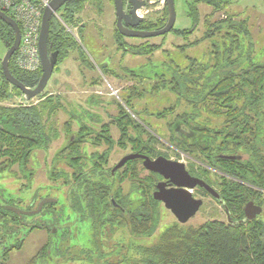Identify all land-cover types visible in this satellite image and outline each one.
Segmentation results:
<instances>
[{"label":"trees","instance_id":"obj_1","mask_svg":"<svg viewBox=\"0 0 264 264\" xmlns=\"http://www.w3.org/2000/svg\"><path fill=\"white\" fill-rule=\"evenodd\" d=\"M86 1L69 0L65 5L68 9L67 15H54L50 20L47 47L49 52H59L60 62L68 57L71 50L76 49L75 39L66 31L64 25L79 26L74 14L84 8ZM199 4L209 6L214 12L226 10L228 7V3L221 0H192L188 6L191 28L179 30L173 27L170 33L183 38L191 35L200 23L197 10ZM210 16L203 18L202 37L179 48L196 46L208 40L210 56L215 59V49L219 46L211 43V40L218 36L222 41V61L215 60L212 63L209 59L200 61L188 58L184 66L170 62L169 68L164 69L166 72L157 74V83L153 85V90L166 89L175 96V103L165 110L167 113L175 112L179 106L186 108L169 123L170 142L175 143L176 135L172 127L176 121L193 136V141L179 150L200 163L220 170L218 172L225 176L218 178L222 182L218 194L232 222L225 224L211 221L198 227H184L179 224L168 226L158 236L155 244L137 248L139 256L133 264H264V220L257 217L247 221L244 216V207L248 201H253L260 207L264 206V50L263 59L255 60L254 45L248 39L250 32L246 27V20H240L238 25H233L231 16L220 23L211 21ZM166 17L167 15H163L153 24L144 21L140 29H161ZM13 40L12 29L0 20V41L9 49ZM114 40L117 49L127 50L122 43L123 37L117 30ZM161 48V44L143 43L137 54L150 56ZM15 56L16 53L8 65L11 75L24 86L34 87L40 79L41 69L35 72L19 70L14 64ZM224 62L228 70L222 66ZM10 90L16 96H21L18 89L5 81L0 65V102L9 99ZM127 98L129 100L123 101L126 107H130L131 97ZM59 108V101L54 96L46 97L38 105L30 107L5 109L0 106V124L5 122L15 129L24 128L29 136L36 138L35 145L39 147L58 137L52 120ZM118 109L119 119L127 122L120 124L116 120V127L120 132L117 141L112 139L108 125H101L99 133L73 119L78 128L76 133L71 134L73 139H68V151L78 152L83 139L94 133L95 146L104 144L107 148L101 154L88 156L93 169L106 165L108 153L113 146L117 144L124 147L128 141L133 144V152L147 156L160 155L155 150L158 140L147 134L125 111L124 106L119 105ZM163 115V112L159 114L160 117ZM127 127L139 131V134L143 132L147 138L130 137ZM63 129L66 134L72 132L71 121H67ZM226 156L234 159L224 158ZM137 162L138 160H134L127 166ZM73 172V183H69L72 185L67 208L80 214L82 210H88L92 223L91 234L94 236L93 249L80 251L84 257L93 258L105 250V243L116 231L114 226L125 227L135 237H150L155 232L161 205L151 196L154 182L150 175L143 179L139 177L138 171H120L114 176L109 171ZM191 173L198 174L199 178L212 186L208 178L210 171ZM125 179L142 194L127 200L122 195L121 187ZM113 204L120 206L124 212ZM117 264L125 263L120 261Z\"/></svg>","mask_w":264,"mask_h":264},{"label":"rangeland","instance_id":"obj_2","mask_svg":"<svg viewBox=\"0 0 264 264\" xmlns=\"http://www.w3.org/2000/svg\"><path fill=\"white\" fill-rule=\"evenodd\" d=\"M221 1L228 3L226 10L214 12L212 8L205 4L197 6L200 23L187 38L175 36L172 33H168L164 37L149 39L123 38L122 43L124 48L127 49L126 51L117 49L113 35L115 32L113 25L115 11L113 5L110 2L108 3L107 0H100L101 10L99 14L86 15L83 12L81 13L85 23L83 28L80 25L79 27L70 26L76 42V49L71 51L69 57L54 69L43 92L45 95H54L60 104L57 120H52L58 131V139L49 146V150H30L27 161V169L29 171L35 169L33 170L34 186L42 182L45 186L44 194L46 196L59 198L60 204L55 208H52V206L46 208L50 212L54 209L56 212L58 211L59 221H53L54 219L51 221L50 217L46 216V225L41 229L29 230L22 243L16 242L15 239L5 242L6 246L11 243V247L9 248L10 251L7 252V259L4 260V264H117L120 261L125 264H133L138 260L137 248L149 247L155 244L158 236L168 226L179 224L184 227H198L211 221L228 224L227 215L222 205L202 191H193V196L201 199L203 205L187 223H178L170 212L161 207L159 222L155 232L150 237L131 236L125 227L114 226L116 231L112 235L110 234L113 239L111 238L105 243V250L100 255L87 258L80 251L93 249L94 236L91 234L92 223L88 210H82L83 212L80 214L67 208V199L72 185L69 183H73V171L84 173L93 169L88 156L97 155L96 153L101 154L107 148L104 144L95 146V134L92 133L83 139L84 142L79 145L78 152H69L67 149L68 139L72 138L71 134L76 133L78 128L73 119L81 121L99 133L101 125H108L112 139L117 141L120 138V132L116 127V123L123 124L127 122V120L119 119V105L124 106L125 111L147 134L158 140L159 143L155 146V150L161 153L160 155H165L171 160L182 162L185 165L191 164L209 169L211 174L208 175V178L211 187L219 192V186L222 182L218 178L224 175L218 172L220 170L200 163L179 150L184 149L185 145H189L193 141V136L176 121H174L172 127L176 135L175 143L170 142L169 123L175 120V116L186 108L179 106L180 108L175 112L167 113L165 110H168L175 103V96L166 89L157 91L153 90V87L157 83V74L163 71L166 72L170 62L184 66L187 64L188 58L200 61H208L209 59V62L212 63L215 60L222 61V47L220 46L222 41L218 36L211 40V43L213 42L219 46L215 49L217 51L215 52V59L210 56V41L208 40L196 46L179 48L202 37L204 32L202 23L206 15H211V21L215 23L228 19V16L232 17L233 25H238L240 20H246V27L250 32L248 39L254 45L255 60L263 59L264 0ZM89 2L94 3V0H89ZM191 2L192 0H173L176 15L175 29L191 28L192 20L188 17V6ZM88 5L91 7V3H88ZM141 14H144V12ZM163 15H166V13L161 9V5H157L149 9L147 15L140 16L147 24H153ZM143 43L161 44L162 48L150 56H140L137 53H139L140 45ZM6 51L7 49L0 41V62ZM231 56L234 58L232 54ZM80 59L83 61L82 63ZM245 60L246 58H244ZM222 66L226 67V70L229 69L225 62ZM10 91L9 99L0 102L2 105L19 106L23 103L21 97L16 96L12 90ZM127 96L131 97L130 107H126L123 101L129 100ZM37 99L38 97L34 98L31 103ZM162 112L164 115L160 117L159 114ZM67 121H71L72 131L68 134L63 129V125ZM126 131L130 137L142 136L143 139L147 138L142 131V134H139V131L135 130V132L132 127H127ZM20 134L21 131L14 132L10 127H6L4 130L0 128V166H7L11 169V171H7L6 179L8 178L9 188L15 189L12 195H9L13 199L20 197L19 183L15 181L16 178L19 179V176L17 177L15 173L19 165L17 163L23 156L22 143L15 138ZM132 152L133 144L131 142H126L124 147H119L116 144L108 153L106 165L97 166L93 171H109L123 156ZM45 162L46 165H44ZM135 165L140 167L137 163ZM138 175L144 179L148 174L146 171H138ZM54 186L59 187V190L53 188ZM121 187L122 195H125L127 200L133 199L135 195L140 196L142 194L137 191V188H133L127 179L122 182ZM32 193L31 190L30 194L32 195ZM9 196H6V198ZM31 197L29 196V201ZM261 208L262 212L258 219L264 220V206H261ZM50 212H47V215ZM53 226L58 231L56 234L51 233ZM107 227L109 228L110 225Z\"/></svg>","mask_w":264,"mask_h":264},{"label":"water","instance_id":"obj_3","mask_svg":"<svg viewBox=\"0 0 264 264\" xmlns=\"http://www.w3.org/2000/svg\"><path fill=\"white\" fill-rule=\"evenodd\" d=\"M68 0H50L48 5L44 8L41 18L40 33L38 39V51L41 61V76L37 84L32 87H26L15 79L9 71V61L17 51L20 40L21 30L18 23L10 16L0 11V20L6 23L14 33L13 44L7 49L4 57L1 60V71L5 81L12 87L18 89L26 100H31L44 92V89L53 73L54 67L57 63L58 52L48 51V36H49V23L52 17L56 14ZM168 9V16L165 25L158 30H134L138 27L143 17L137 15V11L144 9L146 0H127L130 6L129 11L124 10L123 0H113L116 16V28L120 35L126 38L149 39L153 37L164 36L171 32L175 24V10L173 0H163ZM226 159H234L232 156L224 157ZM141 159L142 165L149 172L160 175L166 183L172 185L171 189H166V183H158L157 191L154 193L153 198L162 203L166 210H169L180 224L187 223L202 206L201 199H195L191 190L195 187L203 188L215 200H219L218 193L206 184L204 181L191 176L184 169V165L177 162H171L163 157L156 160H150L148 157L141 154H131L123 157L115 166V169L121 168L125 162ZM177 169L176 171H169ZM262 212V208L255 205L253 202H248L244 207L245 220L251 221L256 219Z\"/></svg>","mask_w":264,"mask_h":264},{"label":"flooded vegetation","instance_id":"obj_4","mask_svg":"<svg viewBox=\"0 0 264 264\" xmlns=\"http://www.w3.org/2000/svg\"><path fill=\"white\" fill-rule=\"evenodd\" d=\"M95 1H97V2H95ZM123 1H124V10H125V12H127V11H129L130 6L128 5L127 0H123ZM67 2L60 9H58V11L56 12L55 15H67L68 9L65 6L67 4ZM109 2L114 7L113 0H109ZM87 3H91V5H93L95 7V8L89 7V5H88V15L99 14V11L101 10L100 0H94L95 4L92 2H89V0H87L85 5ZM157 5H161V9L164 10L166 15L168 16V9H167L166 4L163 2V0H146L145 8L138 10L137 15H147L149 13V9H151ZM91 9H95V10L97 9L98 12L95 11V14H94L91 12ZM82 10L78 11L74 15H81ZM114 11H115V8H114ZM142 12H144V14H141ZM143 22H144V19H143L142 23ZM141 24L138 27H134L133 29L134 30H141L140 29ZM114 27H115L114 29L117 30V28H116V16H115V21H114ZM114 33H113V35H114ZM122 37L126 38L124 36H122ZM130 39H137V38H130ZM71 51H73V50H71ZM53 52H55V51H53ZM69 54H68V56H69ZM67 58H65V59H67ZM58 59H59V52H58L57 63L55 65L54 69L57 68L65 60L64 59L60 62ZM82 62L83 61L81 60V63ZM44 91H45V89H44ZM49 96H54V95H52V94H46L45 95L43 93V94L37 96L38 99L35 102L31 103V100H33L34 98L31 100H26L25 97L23 96V94L21 93L20 97L22 98L23 103H21L19 106H5V105H2L1 103H0V106H2L5 109L35 106V105H38V103L40 101L44 100L46 97H49ZM37 97H35V98H37ZM59 110H60V108L56 111V114L54 116V120H57V115H58ZM0 126H2V127H0L1 130H4V128H6V127H10L14 132L21 131V134L18 136H15V138L19 139V141L22 143V152H23V156H21L19 163H17V164H19L17 166L18 168L15 171L17 177L19 176V179L16 178L15 181L17 183H19L18 188H19L20 197H16L15 199H13L11 196H9V195H12L13 191L15 190L13 188L12 189L9 188L10 186H9L8 178L6 179V177L8 175L7 171H11V169H9L7 166L6 167L0 166V264H4V260L6 261V259H7V252L10 251L9 248L11 247V243H9V246H6L5 242H10L12 239H15L16 242L19 241L22 243L24 240V237L27 236L29 230L41 229L43 226L46 225V221H45L46 216H49L51 221L53 219H54L53 221H59V216H58L59 212L58 211L56 212L55 209L52 210V212H50V210H46V208L51 207V206H52V208H55V206L60 204V200H59V198H56L54 196H48V195L46 196L44 194L45 186L42 184V182L41 183L39 182L34 186L33 170H35V169H32L31 171H29L27 169L28 156H29V152H31L30 150H35V149L43 150V151H45L46 149L49 150V146L54 141H56L58 139V137L56 139L48 141V143L46 145L43 144L39 147H36V145H35L36 138L34 139L31 136H29L27 131L24 128L23 129H20V128L15 129L11 125L6 124L5 122H2V124ZM56 131H57V128H56ZM57 134H58V131H57ZM30 144L33 146L30 147L29 146ZM131 154H139V153L132 152V153H129L127 155H131ZM127 155H125V156H127ZM125 156H123V157H125ZM144 156L148 157L150 160H156L159 157H163L168 161L181 163L184 165L185 171H187L191 176L196 177L202 181H204V180L199 178L197 176L198 174L197 175H196V173L192 174L191 171H210L209 169L199 167V166H194L191 164L185 165L182 162L171 160L169 157H167L165 155H154V156L144 155ZM134 160H138L137 164L140 165V167L136 166L135 163L132 164V166H127V164H129V163L131 164V162H133ZM134 160L127 161L124 163V165L121 168L115 169V166L119 163L118 162L113 168L109 169V172L111 173L112 176H114L116 173H118L120 171H146L147 174L152 177V180L154 182L153 190L151 192V196L153 198L154 193L157 191V187H156L157 184L163 183V182L166 183V181L160 175H158L156 173L149 172L151 170H147L146 168H144L142 165L143 161L141 159H134ZM44 165H46V162L44 163ZM36 167H37V165H36ZM176 170L177 169H172L169 171H176ZM88 171H93V169L88 170ZM97 171H100V170H97ZM16 185H15V187H16ZM172 187H173L172 185L166 183V187H165L166 189H171ZM53 188H56L59 190V187H57V186L56 187L54 186ZM31 190L33 191L32 195L30 194ZM193 191H202L204 194L212 197L203 188H200V187H195L193 190H191V194ZM6 196H9V197L6 198ZM29 196H32L30 201H29V199H30ZM192 196H193V194H192ZM195 199H197V198H195ZM153 200L156 201L154 198H153ZM215 201L223 206L220 199L215 200ZM156 202H158V201H156ZM158 203H160V202H158ZM113 205L117 209L124 212V210H122L120 208V206L115 205V204H113ZM160 205L162 208H164V205L162 203H160ZM202 205H203V203H202ZM224 210H225V208H224ZM167 211L170 212L169 210H167ZM198 211H197V213H198ZM47 212H50V214L47 215ZM225 213L227 215L228 223L232 222L230 220V217H229L228 212L226 210H225ZM51 231H52L51 232L52 234H56V232H58V231H56V227H54V226H53V229Z\"/></svg>","mask_w":264,"mask_h":264},{"label":"built area","instance_id":"obj_5","mask_svg":"<svg viewBox=\"0 0 264 264\" xmlns=\"http://www.w3.org/2000/svg\"><path fill=\"white\" fill-rule=\"evenodd\" d=\"M49 1L0 0V11L12 16L21 30V40L14 60L16 68L21 71L35 72L41 69L38 39L42 13ZM64 27L73 36L70 26Z\"/></svg>","mask_w":264,"mask_h":264},{"label":"crops","instance_id":"obj_6","mask_svg":"<svg viewBox=\"0 0 264 264\" xmlns=\"http://www.w3.org/2000/svg\"><path fill=\"white\" fill-rule=\"evenodd\" d=\"M108 3H109V0H108ZM91 7H94V6L91 5ZM94 8H95V7H94ZM95 11L98 12L97 9H96V10H95V9H91V12L94 13V14H95ZM82 12L85 13L86 15H88V3H87V4L85 5V7L83 8ZM82 16H83V15H76V18H77L78 23H79V25H80L81 28H83L84 25H85ZM87 18H88V16H87ZM113 25H114V24H113ZM78 27H79V26H78ZM81 28H80V29H81ZM68 57H69V56H68Z\"/></svg>","mask_w":264,"mask_h":264}]
</instances>
